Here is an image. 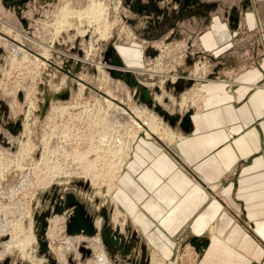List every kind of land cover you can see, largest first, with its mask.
<instances>
[{"label":"rangeland","instance_id":"374dc122","mask_svg":"<svg viewBox=\"0 0 264 264\" xmlns=\"http://www.w3.org/2000/svg\"><path fill=\"white\" fill-rule=\"evenodd\" d=\"M92 1L95 3H101L102 9L104 8L103 13L101 14L102 16L98 20V26L100 29L103 27L101 30L107 27L108 35L96 40L95 45H93L94 48L91 47L92 50L89 51L87 56L89 59L86 62H82L79 69L74 71V63L65 68L63 67L64 62L67 61L68 55L75 56V58L76 56L78 57L76 52H73V49L75 48L82 51L81 59L86 57V49L88 48L89 40H86L88 37L87 35L83 37L78 33V31L83 30L85 26L79 25L76 18L68 17L66 18L67 23L64 22L65 25L63 24V21H61L62 16L60 8L66 5V7L71 10L83 12L89 7ZM138 1H145L144 3L147 4L148 7H160L166 11L165 17H161L162 21L159 24V28H148L149 26L144 27L141 20L145 16L143 13L139 12L136 7H131L129 5L132 2L131 0H43L39 2L37 0H26L22 7L17 6L19 12H16V5L10 4L9 0H1L4 6H8L6 7L7 9H5L2 4V6L0 5V139L7 135H16L17 138L12 144H10V146H6L7 142H4L3 140L0 141V172L4 175V178L0 180V211L3 213L2 210L5 208L6 210L9 209L8 212H6V217L12 222H15L17 218L15 215L16 213L12 210L15 204H19V206L22 204L21 206L25 207L27 206V203L30 202L29 207H31V217L34 211L47 208L49 202L47 199H44V194L47 193V197H51V191L54 186H58V192L60 193H74L76 199L81 203L86 204L88 212L98 213L100 208H106L111 220L112 214L114 213L113 201L115 199V189H112L108 196L104 193L106 190V183L108 182V176L114 169L113 165L119 162V156L123 154L124 143L132 138L136 130L137 133L140 132L134 123L148 122L147 119L150 118V114H153L155 111L151 109V111L143 113L135 112L134 108L136 107V104L140 102L138 100V95L134 96V90L130 89L126 82L121 79L113 78L103 66L99 65L100 68H96L94 62L105 64L103 54L108 45L115 48L117 55L121 57L123 63L124 60L121 55L122 47H128L131 45L134 48L133 51L139 55L138 48L142 50L141 56L137 58L135 65L138 66L139 60L141 67H143V70L141 71L152 76L154 75L153 77L156 79V84H154L155 87L151 92L153 95H157L158 93L155 92V88L163 90L164 97L161 98V102L158 103L164 108H166L165 106L169 108H172L170 106H175V109H173L174 111L172 112L173 115L174 113L184 115L188 111L191 112L192 109H197V107L192 105L190 99H187L186 105L180 110L177 109L178 102L181 101L180 96L182 97V95H185L186 97L187 88L185 86H183L184 88L177 87L175 85L176 83L172 82V75L174 76L176 74L177 77L181 79L182 72H186L185 75H193L196 68H198V72H200L201 68H204V74H206L204 79H226L228 85L226 90L231 92V88L236 85L237 82H240L241 74H244L250 68L258 66L264 58L262 53L258 54L259 48L254 44V52H252L250 58L242 62L243 64L241 67L243 68H238L239 66L236 67L234 64H232V67H229L228 63L230 61H225L227 68L224 70V73L219 76L213 71V66L219 65L217 61H214L218 55H213L210 52H203L193 58V55H189L190 53L193 54V46L187 44L188 40L184 39L187 37L185 30L183 31L182 29L179 31V38L175 36L173 37V35L169 33L171 29L169 25L173 24L176 19L180 20L179 23L191 21L192 18H194L193 15H190V12L192 11L214 12L218 9L217 6L219 5V0H199L198 2H188V4H185L183 0H180L178 3L175 0L154 2L151 0ZM9 5L14 8L13 12L8 11V8H10ZM18 13L19 17L24 20V23L19 20L17 16ZM21 13H23V15ZM55 22H57V24L59 23L60 26ZM173 25L178 26V22H175ZM5 30L7 31L5 32ZM248 33H250V31ZM190 43H192V41H190ZM241 47L243 48L244 45L242 44L238 48ZM14 49H19L24 52V54H13L15 53ZM247 49L250 51L252 50L251 47ZM261 52H263V50H261ZM63 55L66 57H63ZM141 57L142 61L140 60ZM187 59H191L190 62L186 63ZM226 59L229 60L228 57H226ZM90 60H93L94 62ZM221 63L224 62L221 61ZM135 69L139 70L138 68ZM132 74L134 73L132 72ZM185 75L182 74L184 78ZM134 76L136 77L135 74ZM184 78H182L183 81ZM70 82H75L76 85H82L80 86L81 89L73 91L71 87L68 86ZM202 82L209 81L202 80L193 83L192 87L199 88L200 83ZM192 87H190L188 91H190ZM213 87V85H210V87L207 88L212 89ZM66 88L71 90L68 99L61 100L57 97L56 99L50 98V94L54 93L56 96L66 90ZM108 92L110 93L109 97L107 96ZM199 94H202L200 89ZM104 96L115 105H118L123 109L125 108L124 110L126 114L120 115L112 106H107V104L104 103ZM201 96H203V94L199 96V102L203 100V97ZM46 102L47 105H45ZM144 106L146 108L148 107L146 105ZM27 107L28 110H26ZM61 107L65 108L61 110ZM147 109L149 110L150 108ZM113 115L115 117H113ZM108 116H112L111 118H114V120H110L111 118L109 119ZM156 116L158 119L160 118V120L156 119V122H161L159 127L162 129L163 133L166 132V130L172 129L178 131L180 134H182L181 131L184 132L180 129L178 124L172 128L170 123L164 120L158 113ZM104 119H106V121H104ZM111 121L112 123H108ZM118 121L119 123H117ZM65 125L66 127H64ZM103 128L106 129L104 130ZM52 130H54V132ZM145 131L153 136L152 140L170 146L167 143V140H164L162 137L160 138L159 134H152L148 131L146 125H144V128L141 130L139 137H145ZM49 136L50 138H53V140L49 139ZM63 142L65 143L63 144ZM54 145L56 147L53 148ZM57 145L62 149H59ZM66 145L68 146L69 151L72 150L77 153L73 155L74 167H77L79 164L81 166H92L93 169L99 172V179L101 182L99 181L98 185H92L89 181L86 182V180L81 178V175L77 174L75 178L67 183L51 181L47 185L46 180L49 176H52L51 174L55 173V170H52L53 166H51L50 163L53 162L52 165H54V163L56 164L58 162L57 164L60 163L59 165L63 166V161L61 162V160L66 151L64 149H67ZM114 150H118L116 151V154H112ZM49 153L50 155H48ZM52 154L54 155L52 156ZM94 159L95 161H92ZM46 160H50L51 162H47ZM126 162L127 160L124 161L123 168L125 167ZM93 164L95 166H93ZM73 180L81 181L83 185L87 184V188L85 189L83 186L78 188L74 185L71 186ZM21 183L25 184L22 185ZM7 184L9 186H7ZM8 188L15 190L16 193L14 192V196L10 197L6 194L7 190H9ZM95 200L97 201L96 203L94 202ZM11 205L14 206L12 207ZM117 207L119 212L121 211V216L119 217L120 220L121 217L126 218L127 216L121 206L118 204ZM1 213L0 217H2ZM97 217H99V214H97ZM50 221L51 219H48L49 223ZM26 222L27 221L25 220L23 223L25 224ZM127 222L130 221L127 219L124 222V225H127ZM130 225H132L131 222ZM123 227L124 226H122V232L124 231ZM32 234L35 236V230L33 227ZM8 239V235H2L0 237V250L3 249L1 248L2 242L4 243ZM141 241L145 246L147 245L146 238L143 236L141 237ZM55 242L57 243V241ZM30 243L28 242L26 248L37 247L36 245L34 246L33 242ZM163 243L165 246L162 245V247L159 248L160 251H155L157 247L150 245L151 250L148 252L146 246L148 255L155 253V260L158 264H172V262L173 264H193L197 252L191 241L188 243L181 237H169L167 240H164ZM163 248L165 249L161 251ZM167 249L169 252H167ZM37 252V249H34L32 255L36 258L42 257L39 256ZM104 253L108 258L109 264H114L106 252ZM20 254V250L17 251V249H15L10 253L5 254L1 261L8 259L9 264H30L26 257H20ZM89 258H86L85 262H87ZM42 263L46 264V259H43ZM84 263L81 262L80 264Z\"/></svg>","mask_w":264,"mask_h":264},{"label":"crops","instance_id":"0c3cea01","mask_svg":"<svg viewBox=\"0 0 264 264\" xmlns=\"http://www.w3.org/2000/svg\"><path fill=\"white\" fill-rule=\"evenodd\" d=\"M218 3L214 12H190L191 21L176 19L178 26L170 24L169 33L178 37L185 30L193 58L203 52L218 55L213 71L221 76L225 61L243 68L254 44L264 55V0ZM148 8L142 25L159 28L166 11ZM122 49L125 67L143 73L139 60L135 65L142 50L139 55L131 45ZM207 81L200 83L203 100L191 110L189 130H180L170 146L136 139L114 197L121 192L126 198L119 205L146 238L148 252L152 245L160 251L169 237L188 243L203 238L207 244L193 264H264V58L241 74L231 92L226 79Z\"/></svg>","mask_w":264,"mask_h":264},{"label":"bare ground","instance_id":"6f19581e","mask_svg":"<svg viewBox=\"0 0 264 264\" xmlns=\"http://www.w3.org/2000/svg\"><path fill=\"white\" fill-rule=\"evenodd\" d=\"M38 2L39 1H43V0H37ZM46 1H50V0H46ZM56 2V1H54ZM3 5L4 4L1 2L0 0V5ZM137 4H142L141 2L138 1ZM1 5V6H2ZM8 5H5L4 8L7 9ZM10 8H8V11L10 12H13L14 11V8L11 7L9 5ZM104 9V8H103ZM103 9H102V5L101 3H95V2H91V4L89 5L88 8H86L83 12H78V11H75V10H71L69 8L66 7V5L62 6L60 8V11H61V21H63V24L64 22L67 23V19L68 17H74L77 19V22L79 25H82V26H85V28L81 31H78V33L80 34V36H83L85 37V35H87L88 37L86 38V40L88 41L89 40V45H88V48L86 49V57H84L83 59H81L82 57L81 56H67L68 58H71L73 63L75 61H78L80 63V65L82 64V62H86L89 58L87 57L88 54H89V51H91V47H93V45H95V42L96 40H98V38H104L105 36L108 35V28L105 27L103 30L100 29V27L98 26V20L99 18L102 16L101 14L103 13ZM21 12V11H20ZM23 15V13H21ZM56 15V14H55ZM104 16V15H103ZM24 18V17H23ZM57 20V19H56ZM59 20V19H58ZM105 20V19H104ZM60 21V20H59ZM60 21V23H61ZM57 24V22H55ZM69 23V22H68ZM59 24V23H58ZM57 24V25H58ZM7 25V24H6ZM65 25V24H64ZM63 25V26H64ZM67 25V24H66ZM101 25V24H99ZM3 26H4V23H3ZM60 26V24H59ZM9 28V27H8ZM53 28V27H52ZM66 28V27H65ZM6 29V28H5ZM56 29V27H55ZM60 29V28H59ZM63 29V28H62ZM68 29V28H67ZM9 30V29H8ZM11 30V29H10ZM61 30V29H60ZM7 30H5L6 32ZM58 31V30H57ZM8 34V33H7ZM146 41V40H145ZM97 45V43H96ZM76 46H77V43H76ZM110 46V45H108ZM107 46V47H108ZM98 47V46H97ZM94 48V47H93ZM114 48V47H113ZM171 48V47H170ZM78 48H75L73 50H77ZM115 49V48H114ZM15 53L13 54H24V52L20 51L19 49H14ZM13 51V52H14ZM94 51V50H93ZM116 51V50H115ZM175 51V50H174ZM181 51V50H180ZM64 53V52H63ZM122 55L123 57L126 59L128 58L127 57V53H126V56H125V51L122 49ZM12 54V55H13ZM161 55V54H160ZM180 55V54H179ZM178 55V56H179ZM46 56V55H45ZM119 56V55H118ZM24 57V56H23ZM63 57H66L65 55H63ZM120 57V56H119ZM159 57V56H158ZM67 58V59H68ZM91 58V57H90ZM121 58V57H120ZM33 60V59H32ZM35 60V59H34ZM173 60V59H172ZM177 60V59H176ZM12 61V60H11ZM36 61V60H35ZM66 61V60H65ZM92 62H94L93 60H90ZM122 61V59H121ZM127 61V59H126ZM148 61V60H147ZM159 61V60H158ZM174 61V60H173ZM179 61V60H178ZM18 62V61H17ZM34 62V61H33ZM42 62V61H41ZM105 62V61H104ZM130 62V61H129ZM43 63V62H42ZM123 63V62H122ZM166 63V62H165ZM35 64V63H34ZM95 66L97 69H99V65L100 66H103L104 68L107 69V71L109 72L110 68H112L108 63L105 62V64L101 63L99 64V62H94ZM172 64V63H171ZM176 64V63H175ZM178 64V62H177ZM197 64V63H196ZM41 65V64H40ZM38 66V64H37ZM123 68H120V70L122 72H130L131 75L134 76V74H132V72L130 70H128L124 63H123ZM178 66V65H177ZM175 66V67H177ZM42 67V66H41ZM102 67V68H103ZM174 67V66H173ZM200 68V67H199ZM158 71V70H156ZM204 71L205 69L204 68H201L200 72H198V68H196V70L194 71V74L193 75H188L187 76L185 75V78L184 76H181V79L179 81L176 82V84H179L181 86V88H184L183 86H185L187 89L186 91V97L185 95H182V97L180 96V99L181 101L178 102V106H177V109L180 110L182 109L185 105H186V100L190 99L191 100V103L192 105H195V107H199V96L202 95V94H199V88L196 87V88H193L192 85L193 83H196V82H199V81H202V80H208V79H204L205 75L204 74ZM196 73V74H195ZM110 74V73H109ZM164 74V73H163ZM191 74V72H190ZM154 76V75H153ZM152 75H149L145 72L143 73H139V72H136V77L134 76V78L143 86H145L148 91H149V97L152 99L153 103L154 104H159L158 102H161V98L164 97V93H163V90L161 89H158V88H155V92L158 93L157 95H153V93L151 92V90L155 87L154 84H156V79L153 77ZM176 74L173 76L172 75V79L175 80L176 79ZM160 78V77H159ZM184 78V81L183 79ZM29 79V78H28ZM75 79V77H74ZM171 79V80H172ZM61 80V79H60ZM106 80V79H105ZM161 80V79H160ZM190 80V82L192 83L191 86H187V81ZM64 81V80H63ZM123 81V80H122ZM194 81V82H193ZM125 82V81H124ZM27 83V81H26ZM39 83V82H38ZM107 84V83H106ZM56 86V85H55ZM69 87H71V89L73 91L75 90H79L81 89L80 86L82 85H79L75 82H70L68 84ZM116 86V85H115ZM160 86V84H159ZM196 86V85H195ZM80 87V88H79ZM191 88V92L188 91V89ZM130 89H133V93H134V96L138 95V100H139V93L137 92L136 88L135 87H131L129 86ZM22 89V88H21ZM66 90H68V93H69V96L71 94V90L69 88H66ZM106 90V89H105ZM116 90V89H115ZM22 91V90H21ZM23 92V91H22ZM82 92V91H81ZM161 92V93H160ZM185 92V91H184ZM13 93V92H12ZM78 93V92H76ZM80 93V92H79ZM132 93V92H131ZM32 94V93H31ZM183 94V93H182ZM24 95V94H23ZM33 95V94H32ZM167 95V94H166ZM188 95V96H187ZM10 96V95H9ZM34 96V95H33ZM32 96V97H33ZM83 96V95H82ZM107 96L109 97L110 96V93L108 92L107 93ZM131 96V95H130ZM16 97V96H15ZM74 97V96H73ZM129 97V96H128ZM202 97V96H201ZM11 98V97H10ZM50 98L52 99H56V96L55 94H50ZM105 98V96H104ZM127 98V97H126ZM137 98V97H136ZM71 99V98H70ZM169 99V98H168ZM112 100V99H111ZM125 100V99H123ZM96 101V100H94ZM31 102H32V99H31ZM103 102V101H102ZM122 102V101H121ZM120 102V103H121ZM140 102V101H139ZM169 102V101H168ZM189 102V101H188ZM35 103V101H34ZM77 103V102H76ZM104 103L107 104V106H112L114 108L115 111H118L120 115H124L126 114L125 112V108L123 109L122 107L118 106V105H115L112 101H110L109 99L105 98V101ZM142 103V104H140ZM140 103H137L136 104V107L134 108L135 112H138V113H143V112H146V111H151L152 108H150L149 106L147 108H150L149 110L144 106L147 104L146 103H143V102H140ZM69 104V103H68ZM88 104V103H87ZM144 104V105H143ZM167 104V103H166ZM172 104V103H171ZM31 105V103H30ZM104 106V104H103ZM106 106V105H105ZM159 106L165 110L166 112H168L169 114L173 115V109H175V106H170L172 108H169L167 106H165L166 108H164L162 105L159 104ZM130 107V106H129ZM50 108V107H49ZM58 108V106H57ZM65 107H61V110H63ZM77 108V107H76ZM86 108V107H85ZM103 108V107H102ZM60 109V108H59ZM69 109V107H68ZM105 109V108H104ZM170 109V110H168ZM28 110V107L27 109ZM30 110V109H29ZM44 110V108H43ZM107 110V109H106ZM133 110V108H132ZM153 110V109H152ZM34 111V109H33ZM154 111V110H153ZM152 111V112H153ZM197 111V110H196ZM29 112V111H27ZM62 112V111H61ZM68 112V111H67ZM12 113V112H11ZM106 113V112H105ZM104 113V114H105ZM30 114V113H29ZM28 114V115H29ZM46 114V113H45ZM63 114V113H62ZM75 114V113H74ZM100 114V113H99ZM130 114V113H129ZM157 112H153V114H150V118L147 119L148 122H141V123H134L136 128L141 130L144 128V125L147 126L148 128V131H150L152 134H159L160 135V138L162 137L164 140H167V143L170 144L171 142H173L175 139L179 138L181 136V134L178 132V131H174V129L172 130H166V132L163 133L162 129L159 127V124H161L160 121H157L156 122V119L157 116H156ZM176 114V113H174ZM25 115V114H24ZM27 115V117H28ZM47 115V114H46ZM66 115V114H65ZM103 115V114H102ZM115 115V114H114ZM113 115V117H115ZM142 115V114H141ZM180 115V114H178ZM143 116V115H142ZM182 116V115H180ZM44 117V115H43ZM59 117V116H58ZM70 117V116H68ZM95 117V116H94ZM109 117V116H108ZM112 117V116H111ZM109 117V119L111 118ZM125 117V116H124ZM126 118V117H125ZM132 118V116H131ZM119 119V118H118ZM117 119V120H118ZM146 119V118H145ZM110 120H114V118L110 119ZM121 120V118H120ZM119 120V121H120ZM123 120V119H122ZM126 120V119H125ZM160 120V118L158 119ZM97 121V120H96ZM104 121H106V119H104ZM119 121L117 123H119ZM124 121V120H123ZM167 121V120H166ZM95 123V122H94ZM108 123H112L111 122H108ZM116 123V124H117ZM125 123V121H124ZM123 123V124H124ZM111 125V124H110ZM120 125V124H119ZM108 126V125H107ZM172 128L173 125H171ZM175 126V125H174ZM66 127V125L64 126ZM56 128V127H55ZM116 128V126H115ZM177 128V127H176ZM175 128V129H176ZM23 129V128H22ZM81 129V128H80ZM104 129V128H103ZM106 129V128H105ZM104 129V130H105ZM110 129V128H109ZM160 129V130H159ZM55 130V129H54ZM54 130H52L54 132ZM123 130V129H122ZM22 131V130H21ZM63 131V130H62ZM103 131V130H102ZM165 131V130H164ZM140 132L137 133V130L136 132L133 134L132 138H130V140H128L127 142L124 143V146H123V154L121 156H119V162H117L116 164H114V169L112 170V173L108 176V182L106 183V190L104 193H106V195H110V191L112 189H115L118 187V181L120 180V177H121V173L123 172V165H124V161L125 160H128L130 159V155H131V152H132V149H133V145L136 141V139L139 137V134ZM146 132V131H145ZM28 133V132H27ZM64 133V131H63ZM81 133V132H80ZM102 133V132H101ZM51 134V133H50ZM67 134V133H66ZM25 135V134H24ZM54 135V134H53ZM63 135V134H62ZM69 135V134H68ZM73 135V134H72ZM105 135V134H104ZM158 135V136H159ZM20 136V135H18ZM27 136V135H25ZM30 136V135H29ZM67 136V135H65ZM64 136V137H65ZM119 136V135H117ZM56 137V136H55ZM16 135H7V136H3L1 140H3L4 142H7L6 146L10 144H12L15 139H16ZM21 138V137H20ZM44 138V136H43ZM122 138V137H121ZM145 138L147 139H153V136L149 133V132H146L145 134ZM25 139V138H24ZM49 139H52L53 138H50L49 136ZM65 139V138H64ZM100 139V138H99ZM58 140V139H57ZM29 141V139H28ZM33 141V140H32ZM42 141V140H41ZM64 141V140H63ZM69 141V140H67ZM101 141V140H100ZM19 142V141H18ZM50 142V140H49ZM48 142V143H49ZM110 142V141H109ZM119 142V141H118ZM1 143V142H0ZM22 143V142H21ZM27 143V142H26ZM60 143V142H59ZM65 142H63L64 144ZM16 144V143H14ZM19 144V143H18ZM55 144V143H54ZM67 144V143H66ZM31 145V144H30ZM37 145V144H36ZM44 145V144H43ZM56 145V144H55ZM53 146L56 147V146ZM90 145V144H89ZM21 146V145H19ZM18 146V147H19ZM27 146V145H26ZM40 146V145H39ZM46 146V145H45ZM67 146V145H66ZM58 147V145H57ZM20 148V147H19ZM29 148V147H28ZM50 148V147H49ZM59 148V147H58ZM95 148V147H94ZM11 149V148H10ZM13 149V148H12ZM16 149V148H15ZM59 149H62V148H59ZM58 149V150H59ZM64 149V147H63ZM9 150V149H8ZM14 150V149H13ZM37 150V149H36ZM40 150V149H39ZM48 150V149H47ZM66 150L64 153V156H63V159L61 160V162L63 161V166H60L59 164H55L52 165L53 162H51V166L52 167V170H55L53 174H51L52 176H49V178L46 180V183L48 185L49 182L51 181H55L57 183H67L69 182L70 180H72L73 178H75L76 174L77 175H81L82 179L83 180H86L89 181L92 185H98V182L100 181L99 177H100V174L98 171H96L95 169H93L92 166H81L80 164L77 165V167H74V159H73V155L74 154H77L75 151H69L68 149V146H67V149H64ZM63 150V151H64ZM94 150V149H92ZM26 151V150H24ZM42 151V150H41ZM57 151V150H56ZM55 151V152H56ZM91 151V150H89ZM116 151L118 150H114V152H112V154H116ZM14 152V151H13ZM34 152V151H33ZM44 152V151H42ZM47 152V151H46ZM111 152V151H110ZM18 153V152H17ZM58 153V152H57ZM73 153V154H72ZM13 154V153H12ZM60 154H63V153H60ZM31 155V153H30ZM50 155V153L48 154ZM54 154H52L53 156ZM88 155V154H87ZM86 155V156H87ZM32 156V155H31ZM47 156V155H46ZM51 156V157H52ZM60 156V155H59ZM21 157V156H19ZM23 157V156H22ZM50 157V158H51ZM61 157V156H60ZM97 157V156H96ZM95 157V158H96ZM46 158V157H45ZM44 158V159H45ZM84 158V157H82ZM57 159V158H56ZM76 159V158H75ZM54 160H55V156H54ZM45 161V160H44ZM47 161V160H46ZM47 161V162H48ZM59 161V160H58ZM79 161V160H78ZM92 161H95L92 160ZM56 162V161H54ZM60 162V161H59ZM110 162V160H109ZM91 163V161H90ZM76 165V164H75ZM91 165V164H90ZM21 166H22V163H21ZM42 166V164H41ZM43 166H47V165H43ZM93 166H95L93 164ZM109 166V165H108ZM127 166V165H126ZM20 167V166H19ZM7 168V167H6ZM5 169V168H4ZM50 169V168H49ZM133 169V168H131ZM51 170V171H52ZM50 172V171H49ZM9 173V171H8ZM3 173L0 172V180H2L4 178V175H2ZM104 174V173H103ZM47 176V174H46ZM74 176V177H73ZM36 177V176H35ZM44 177V176H43ZM27 178V177H26ZM77 178V177H76ZM36 179V178H35ZM45 179V178H44ZM43 179V180H44ZM78 179V178H77ZM21 180V179H19ZM24 180V179H23ZM35 181V180H34ZM101 182V181H100ZM210 182V181H209ZM16 183V182H15ZM5 184V183H4ZM22 184V183H21ZM25 184V183H23ZM22 184V185H23ZM212 184V183H211ZM13 185V184H12ZM45 185V184H44ZM216 188L217 186H219V184H213ZM7 186H9L7 184ZM211 186V185H210ZM6 187V186H5ZM22 187V186H21ZM19 188V187H18ZM24 188V187H23ZM40 188V187H39ZM104 188V189H105ZM213 188V187H212ZM9 189V188H8ZM14 189V188H13ZM100 189V188H99ZM101 191V190H100ZM15 190H12V189H9L7 190V195H9L10 197L14 196V193ZM102 192V191H101ZM16 196V195H15ZM3 198V196H2ZM116 199H114L113 201V207H114V213L112 214V223L114 225H119L120 229L122 230V226H124V222L128 219L126 216V218H122L121 217V220H120V212L118 210V207L117 205L120 204V205H123L126 201V198L123 197L122 193L121 192H118L116 194ZM4 199V198H3ZM5 201V200H4ZM29 203H27V206L25 207H22L21 205L19 206V204H15V206L13 207V211L14 213H16L15 215L17 216L15 222H12L10 219H7L6 217V212H8L9 209L6 210V206L4 207L5 209L2 210L3 213H1L2 217H0V237L2 235H8L9 236V239L6 241V242H2L1 244V248H3L2 250H0V264H4V261H1L3 256H5V254L7 253H10L12 252L13 250L17 249L20 250L21 254H20V257H26V259L28 260V262L30 264H43L42 263V260L44 258L40 257V258H36L34 255H32V253H34V249H37L38 251V248L35 247V248H32V247H29V248H26L28 242H33L34 243V246L36 245L37 246V241H36V237L32 234V227H33V221H31V211H30V208L29 207ZM6 205V204H5ZM12 211V213H13ZM15 216V217H16ZM33 216V215H32ZM124 216V215H123ZM25 220L27 221L25 224L23 222H25ZM66 217L62 216V217H58V216H55V217H52L50 223L48 224V227L46 229V233H45V238L48 242V252L50 254V257L51 259L54 260L55 264H80L81 262L84 263L86 258H89L87 262H85L84 264H109V261H108V258L106 257L105 255V251L103 250V247H102V243L100 241V238L98 237V235H94V236H83V235H66ZM130 221V220H129ZM102 218H95L94 220V226L96 229H98L101 224H102ZM120 222V223H119ZM119 223V224H118ZM132 223V222H131ZM132 228L134 230H137L134 226V224L131 225ZM206 226V225H205ZM34 228V227H33ZM209 229V228H208ZM197 230V229H196ZM212 229H210L211 231ZM142 237V235H141ZM57 241V243L55 242ZM31 244V243H30ZM29 244V245H30ZM31 246V245H30ZM147 251V250H146ZM148 253V252H147ZM19 255V254H18ZM34 256V257H33ZM149 256V264H158V262L155 260V253L151 254V255H148ZM151 256V257H150ZM196 260V259H195ZM6 262V261H5ZM8 263H9V260H8ZM46 264H48L47 260H46ZM173 264V262H172Z\"/></svg>","mask_w":264,"mask_h":264},{"label":"water","instance_id":"95a60500","mask_svg":"<svg viewBox=\"0 0 264 264\" xmlns=\"http://www.w3.org/2000/svg\"><path fill=\"white\" fill-rule=\"evenodd\" d=\"M10 4L16 5L15 10L19 12L17 6H23V3L26 0H9ZM154 1H163V0H151ZM180 2V0H175ZM199 0H183L185 4L188 2H198ZM131 7H136L139 12H148L147 4H129ZM19 20L24 23L17 14ZM234 19V18H233ZM236 22V18L234 19ZM76 52L78 56L82 55V51L77 49ZM103 60L108 63L112 68H110L109 73L113 78H118L126 82L128 86L135 87L139 93V101L146 103L147 106L152 108L157 112L164 120H167L170 125H179L180 129L184 132H187L190 128V115L191 112L188 111L184 115L180 116L178 114L171 115L165 110H163L159 105L154 104L152 99L149 97L148 89L141 85L131 73L122 72L120 68H123V63L121 58L117 55L115 49L110 45L106 48L103 54ZM73 61L71 58H68L64 62L63 67H68L72 64ZM75 69L77 71L80 67L78 61L74 62ZM190 80L187 81V86H191ZM177 87L181 88L179 84H175ZM57 98L61 100H66L69 98L68 90H64L60 94L56 95ZM47 105V102L45 103ZM76 186L77 188L83 186L87 188V184L83 185L81 181H72L71 186ZM52 196L47 197V193L44 194V199L49 202V206L44 210L34 211L32 216L33 227L35 230V236L37 241V254L42 256L47 260L48 264H55L54 260L51 259L48 252V242L45 238L46 229L48 227V219H52L53 216L66 217V235H83V236H94L98 235L104 251L109 256L110 260L114 264H149V256L146 251V246L141 241V233L139 230H134L130 225V222H127V225H124L123 232L121 231L119 225H114L110 220L109 214L106 208L102 207L97 212H88V207L85 203H81L76 199L74 193L58 192V186L52 188ZM97 202L96 200L94 201ZM97 211V210H96ZM99 214V217H97ZM95 218H102L101 226L96 229L94 226ZM196 252H199L201 248H204L207 244V240L203 238L197 239L193 238L191 240ZM6 261V262H5ZM4 261V264H9L8 259Z\"/></svg>","mask_w":264,"mask_h":264},{"label":"flooded vegetation","instance_id":"af4514ba","mask_svg":"<svg viewBox=\"0 0 264 264\" xmlns=\"http://www.w3.org/2000/svg\"><path fill=\"white\" fill-rule=\"evenodd\" d=\"M133 2V4H137L138 0H131Z\"/></svg>","mask_w":264,"mask_h":264}]
</instances>
